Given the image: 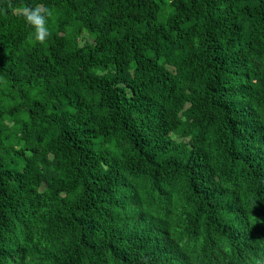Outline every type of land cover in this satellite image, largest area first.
Returning <instances> with one entry per match:
<instances>
[{"label":"trees","instance_id":"16d2710c","mask_svg":"<svg viewBox=\"0 0 264 264\" xmlns=\"http://www.w3.org/2000/svg\"><path fill=\"white\" fill-rule=\"evenodd\" d=\"M0 8V264H262L264 0Z\"/></svg>","mask_w":264,"mask_h":264},{"label":"clouds","instance_id":"9594fccd","mask_svg":"<svg viewBox=\"0 0 264 264\" xmlns=\"http://www.w3.org/2000/svg\"><path fill=\"white\" fill-rule=\"evenodd\" d=\"M2 2V0H0ZM18 11L22 23L30 29L31 38L35 43L43 44L51 35L49 24L51 12L41 5L25 6L20 9H13ZM6 9L0 8V15H7ZM264 264V261H262Z\"/></svg>","mask_w":264,"mask_h":264}]
</instances>
